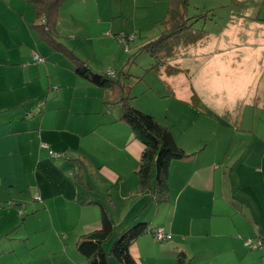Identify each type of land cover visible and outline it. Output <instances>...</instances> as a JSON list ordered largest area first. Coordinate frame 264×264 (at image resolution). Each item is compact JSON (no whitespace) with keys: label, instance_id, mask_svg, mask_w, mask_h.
Masks as SVG:
<instances>
[{"label":"crops","instance_id":"1","mask_svg":"<svg viewBox=\"0 0 264 264\" xmlns=\"http://www.w3.org/2000/svg\"><path fill=\"white\" fill-rule=\"evenodd\" d=\"M38 22L29 1L0 0V264H87L76 240L100 227L102 208L116 228L143 219L171 234L157 240L154 230L136 238L130 252L139 264L149 249L160 264L175 261L179 250L193 260L197 255L201 264H264L263 96H257V106L246 105L245 113L243 107L239 115H229L227 144L204 114L202 128L194 126L200 116L190 126L168 125L178 145L194 155L171 162L170 192L162 202L139 187L142 144L120 116L87 124L84 102L74 99L75 93L65 101L51 64L33 62L32 50L42 51L33 27ZM91 22L87 37L102 30L95 17ZM172 76V96L188 100L183 96L190 88L183 89L177 74ZM207 103L220 109L221 101L212 94ZM45 115L52 120L45 121ZM117 122H123L120 130ZM42 143L61 155L50 156ZM105 143L122 158L112 159ZM24 212L33 213L35 223L17 228L27 218ZM110 255L109 264H117Z\"/></svg>","mask_w":264,"mask_h":264},{"label":"rangeland","instance_id":"2","mask_svg":"<svg viewBox=\"0 0 264 264\" xmlns=\"http://www.w3.org/2000/svg\"><path fill=\"white\" fill-rule=\"evenodd\" d=\"M82 1L87 2L79 5L77 0H65L61 5L60 18L55 23L59 34L57 39L63 44L65 40L68 41V49L85 60L95 72L103 74L109 68L115 69V83L110 87L92 85L75 73L74 65L67 55L59 51L52 52L41 40L39 47L50 54L45 59L51 62L53 74L63 85L60 95L68 101L75 93L77 96L74 99L84 102L86 110L83 118L87 124L102 117L106 119L108 116H120L119 99L126 96L131 106L151 113L159 123L168 128V125L175 128L190 126L198 116L200 119L194 126L202 128L204 114L210 118V126L218 129V135L223 134L227 144L226 133L231 128L229 115H239L243 107L245 113L246 105L249 104L257 106L258 95L264 98V0H188L187 15L195 20L196 26L204 28L206 35L195 45L178 47L168 61L159 63L155 68L154 57L143 45L160 35L163 29L160 21L167 13L168 0ZM84 16L90 18V21L84 20ZM93 17L100 21L97 26L98 29L102 27V30L87 37L85 33L94 26L91 22ZM121 33L133 34L135 37L129 41V50L126 52L123 45L115 39ZM168 65L180 66L184 70L169 73ZM172 74H177L179 86L183 89L191 87L202 97V102L197 104L200 109L177 105L183 102L170 95V88L175 93ZM46 86L47 82L43 79L41 88H44V95L48 91ZM210 94L221 101L220 109L209 107L207 97ZM183 97L190 99L191 95L185 93ZM62 106L66 107L68 104L65 102ZM51 120V116L45 115V121ZM244 120L242 128H245ZM59 122H63L62 113L59 115ZM110 124L112 123L103 125L111 126ZM122 126L123 122L115 123L119 130ZM91 134L95 137L94 133ZM86 135L83 134L82 137ZM103 135L106 140L109 139L106 132ZM103 149L112 154V159L122 158L123 153L113 149L110 144L105 143ZM23 215L27 218L17 228L35 223L33 213L25 215L24 212ZM140 221L145 220L138 219L132 224ZM129 225L131 224L128 223L125 227ZM123 228L117 227L104 242L106 252L111 248L117 232ZM162 228L158 226L153 230L158 232ZM154 237L165 240L158 239L156 235ZM150 253L149 249V255L142 256L144 264H160L155 255ZM111 257L117 264H124ZM202 261L196 255V259L190 264H201ZM169 264H175V261L172 260Z\"/></svg>","mask_w":264,"mask_h":264},{"label":"trees","instance_id":"3","mask_svg":"<svg viewBox=\"0 0 264 264\" xmlns=\"http://www.w3.org/2000/svg\"><path fill=\"white\" fill-rule=\"evenodd\" d=\"M27 1L32 4L35 18L39 20L33 26L40 34L39 40L44 42L52 52L59 51L67 55V58L74 65L75 73L82 76L92 85L110 87L115 83V80H117L115 69L109 68L103 74L95 72L87 65L85 60L77 57L68 49V41L65 40L64 42H67V44H63L57 39L59 34L55 25L56 17L58 9L64 0ZM187 5L188 0H168L167 13L160 21L163 26L160 35L143 45L145 50L155 59L154 68L159 63L168 61L178 47L195 45L205 37L204 28L196 26L195 20H192L187 15ZM42 18L44 21H41ZM129 36L131 34L121 33L115 37L123 45L125 52L129 50V41L135 38L131 39ZM44 53L38 49H33L32 60L35 64L48 67L51 62L46 61L45 57H50V54ZM167 70L169 73H178L184 69L180 66L173 67L168 65ZM52 87L54 86L52 85ZM169 91L172 96V89L170 88ZM189 91L191 98L182 100L183 103L177 105L199 108L197 104L202 102V97L193 88ZM119 101V120L131 128L134 137L142 144L136 169L139 187L144 191H149L148 195L150 198H158L159 201L165 202L168 200L170 192L168 169L171 162L175 159L190 157L194 153H188L180 147L172 131L165 124L159 123L151 113L131 106L126 96H121ZM26 110L28 115H34L31 110ZM41 146L48 149L50 156L59 157L61 155L59 152L54 153V150L47 143H42ZM100 215V227L89 234L81 235L76 240V250L85 257L87 264H109V253L124 264H139L130 252L131 243L140 235L148 231L153 232V228L148 226L146 221H140L125 227L117 232V237L111 244V248L106 252L103 244L110 238L116 227L105 209H101ZM192 259L193 257L186 254L185 251L179 250L176 252L175 264H190L193 261Z\"/></svg>","mask_w":264,"mask_h":264},{"label":"built area","instance_id":"4","mask_svg":"<svg viewBox=\"0 0 264 264\" xmlns=\"http://www.w3.org/2000/svg\"><path fill=\"white\" fill-rule=\"evenodd\" d=\"M42 21H44V19H42ZM131 39H133V35L129 36ZM155 235L158 239H169L170 238V234L166 233L163 229H159L158 232H155ZM246 244H250V240H248L247 242H245Z\"/></svg>","mask_w":264,"mask_h":264},{"label":"clouds","instance_id":"5","mask_svg":"<svg viewBox=\"0 0 264 264\" xmlns=\"http://www.w3.org/2000/svg\"><path fill=\"white\" fill-rule=\"evenodd\" d=\"M43 19V18H42ZM42 19H41V21H42ZM131 35H133V34H131ZM133 37H134V35H133ZM37 199H38V197H36ZM19 211H21V208H19Z\"/></svg>","mask_w":264,"mask_h":264}]
</instances>
